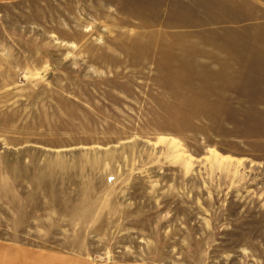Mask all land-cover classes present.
Wrapping results in <instances>:
<instances>
[{
    "label": "rangeland",
    "instance_id": "rangeland-1",
    "mask_svg": "<svg viewBox=\"0 0 264 264\" xmlns=\"http://www.w3.org/2000/svg\"><path fill=\"white\" fill-rule=\"evenodd\" d=\"M0 264H264V0H0Z\"/></svg>",
    "mask_w": 264,
    "mask_h": 264
},
{
    "label": "crops",
    "instance_id": "crops-1",
    "mask_svg": "<svg viewBox=\"0 0 264 264\" xmlns=\"http://www.w3.org/2000/svg\"><path fill=\"white\" fill-rule=\"evenodd\" d=\"M8 260H10V259H8ZM8 260H6V261H8Z\"/></svg>",
    "mask_w": 264,
    "mask_h": 264
}]
</instances>
